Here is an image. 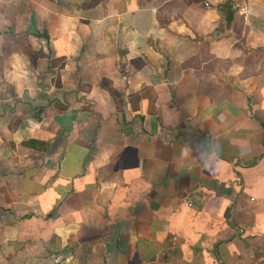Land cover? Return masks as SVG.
Listing matches in <instances>:
<instances>
[{
	"label": "crops",
	"instance_id": "crops-1",
	"mask_svg": "<svg viewBox=\"0 0 264 264\" xmlns=\"http://www.w3.org/2000/svg\"><path fill=\"white\" fill-rule=\"evenodd\" d=\"M0 264H264V0H0Z\"/></svg>",
	"mask_w": 264,
	"mask_h": 264
},
{
	"label": "rangeland",
	"instance_id": "rangeland-1",
	"mask_svg": "<svg viewBox=\"0 0 264 264\" xmlns=\"http://www.w3.org/2000/svg\"><path fill=\"white\" fill-rule=\"evenodd\" d=\"M27 42L26 41H18V42H16V44H14V45H16V47H20V46H18L19 44H22V45H25ZM22 49H24L25 48V52H26V49H28V47H25V46H22L21 47Z\"/></svg>",
	"mask_w": 264,
	"mask_h": 264
}]
</instances>
